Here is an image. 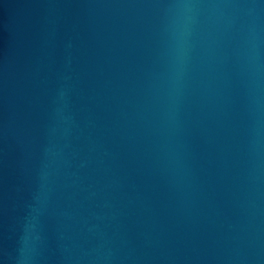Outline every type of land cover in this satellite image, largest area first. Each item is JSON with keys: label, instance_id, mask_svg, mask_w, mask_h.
I'll return each instance as SVG.
<instances>
[{"label": "water", "instance_id": "1", "mask_svg": "<svg viewBox=\"0 0 264 264\" xmlns=\"http://www.w3.org/2000/svg\"><path fill=\"white\" fill-rule=\"evenodd\" d=\"M0 264H264V0H0Z\"/></svg>", "mask_w": 264, "mask_h": 264}]
</instances>
